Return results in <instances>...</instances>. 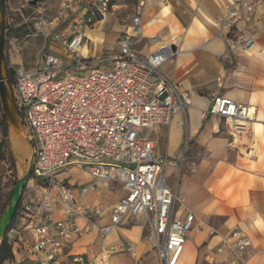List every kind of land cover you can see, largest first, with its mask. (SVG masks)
Wrapping results in <instances>:
<instances>
[{
    "label": "built area",
    "instance_id": "obj_1",
    "mask_svg": "<svg viewBox=\"0 0 264 264\" xmlns=\"http://www.w3.org/2000/svg\"><path fill=\"white\" fill-rule=\"evenodd\" d=\"M258 1L230 0L226 11L216 16L214 26L231 46L228 54H246L255 46L252 25ZM145 7L146 0H139L132 23L118 39L119 54L110 69L80 74L88 68V60L81 54L87 29L108 16L112 0H61L55 21L75 12L70 28L55 34L64 43V53H44L38 65L10 67L14 70L10 88L32 152L30 181L41 187L36 201L20 203L15 217L22 220L28 238L14 247L38 264H54L65 247L86 230L76 219L86 216L87 206L73 187L56 178L74 165L96 180L118 181L126 190L113 208L112 223L98 226L92 221L88 228L98 229L106 238L126 216L144 213L161 264H179L183 255L194 215L190 213L186 220L176 216L180 198L166 182L164 161L155 143L140 131L155 124L167 125L176 115L186 116L192 101L190 94L181 90L183 83L170 80L161 70L177 54L171 44L154 35L149 37L156 46L153 52L143 57L136 50L144 38ZM209 115L225 120L231 133L239 135L253 120L255 109L217 94L202 111L203 118ZM188 144L186 136L182 159ZM90 190L99 196L93 214L100 216L105 210L100 190L90 185L79 188V193ZM57 203L64 209L59 218L54 215ZM251 243L248 235L235 230L223 239L218 251L229 249L238 256ZM120 249V245L106 246L91 258L76 260L80 264H111ZM229 262L237 264V258Z\"/></svg>",
    "mask_w": 264,
    "mask_h": 264
},
{
    "label": "crops",
    "instance_id": "obj_2",
    "mask_svg": "<svg viewBox=\"0 0 264 264\" xmlns=\"http://www.w3.org/2000/svg\"><path fill=\"white\" fill-rule=\"evenodd\" d=\"M54 1L60 7L61 0ZM84 1L90 3V0ZM229 3L230 0H146L144 38L135 46L143 57L156 49L149 40L151 36L157 35L162 43L175 46L177 54L161 70L170 80L181 81V90L187 91L192 101L186 116L176 115L167 125L155 124L140 131L142 137L155 143L164 161L166 182L180 198L176 216L186 220L190 213L194 215L179 264H197L199 252L203 253L205 264H230L232 257L237 258V264H264V0L256 3V21L252 25L255 46L249 53L237 55L228 54L230 43L214 26L216 16L225 12ZM74 18L73 11L56 24L69 29ZM104 21L105 18L99 19L87 29V40L81 47V54L87 60L93 45L98 50L101 48L102 53L106 41ZM152 27L157 31L151 33ZM35 41L32 39L24 47L35 46ZM117 52L119 54L118 46ZM53 53L63 54L62 51ZM26 56L25 50L22 54L6 51L9 67H18ZM41 60L42 55L29 65H38ZM112 66L110 61L108 65L81 72L86 75L92 70ZM217 94L255 109L246 131L233 135L225 120L213 115L202 117V111L211 106ZM186 136L189 144L182 159L181 147ZM2 141L0 129V145ZM72 167L82 173L80 180L72 179L69 168L59 172L56 178L73 187L80 201L87 206L86 216L76 219L86 230L65 247L54 264H80L77 257L91 258L103 247L111 245L121 246L113 254L111 264H161L144 213L126 216L106 238L98 229L88 228L92 221L98 226L111 224L113 208L125 196L126 190L118 181L96 180L78 165ZM90 185L100 190V199L105 205L100 216L93 214L99 196L92 190L84 195L79 193V188ZM40 192L39 184L31 180L22 201H36ZM54 208V215L59 218L63 206L57 203ZM22 225V220L17 218L14 227L9 229L7 236L15 260H6L3 264H38L24 250L14 247L28 238ZM235 230L248 235L251 245L238 256L229 249L219 252L223 239Z\"/></svg>",
    "mask_w": 264,
    "mask_h": 264
},
{
    "label": "rangeland",
    "instance_id": "obj_3",
    "mask_svg": "<svg viewBox=\"0 0 264 264\" xmlns=\"http://www.w3.org/2000/svg\"><path fill=\"white\" fill-rule=\"evenodd\" d=\"M32 1L33 0H4L3 7L6 17L5 50L8 51L9 54L11 51L22 54L25 50L27 56L23 58V62L26 64L38 61L44 53L55 51H62L64 53L63 41L55 38L57 32H63L65 30L63 26L56 24L57 21H54L59 14V6L54 0H39L37 5H33ZM112 4V10L104 21V30L106 31L104 48H102L101 53V48L98 50L94 45L92 46L91 56L87 65L88 68L104 66L105 64L108 65L109 62L114 60L118 55V36L130 25L136 6L138 5V0H112ZM97 25L95 27H97ZM155 31H157V29L152 27L150 32L153 33ZM32 39H36V45L34 46L31 44L25 48L24 45L31 42ZM6 65L9 66L7 58ZM80 74L84 75L85 72H81ZM4 116V107L0 97V123ZM23 133L22 145L24 149L21 151L17 148L12 138L14 131L10 126L8 127V137L5 141L4 148L5 159L0 163V177L2 183L0 217L8 206L16 181L28 171L32 163V152L24 128ZM69 169L72 179H81L82 173L77 167H71ZM32 176L33 174L30 176V179ZM116 195L117 194L114 192V196ZM10 227H14V221ZM193 238L194 237H192V239ZM210 254L211 253L208 255ZM204 259L203 253L199 252L197 264H205L206 262Z\"/></svg>",
    "mask_w": 264,
    "mask_h": 264
},
{
    "label": "water",
    "instance_id": "obj_4",
    "mask_svg": "<svg viewBox=\"0 0 264 264\" xmlns=\"http://www.w3.org/2000/svg\"><path fill=\"white\" fill-rule=\"evenodd\" d=\"M39 0H33L32 4L37 5ZM6 17L0 0V97L3 103L4 112L8 126L13 129H21L23 125L17 112L12 91L9 84V76L6 65ZM175 48V46H173ZM29 143V142H28ZM33 174V162L28 171L24 173L17 181L13 190V194L0 217V244L4 237L8 234L10 226L17 214L18 208L23 198L25 188L27 187L30 176Z\"/></svg>",
    "mask_w": 264,
    "mask_h": 264
},
{
    "label": "trees",
    "instance_id": "obj_5",
    "mask_svg": "<svg viewBox=\"0 0 264 264\" xmlns=\"http://www.w3.org/2000/svg\"><path fill=\"white\" fill-rule=\"evenodd\" d=\"M1 2H2V5L4 7V0H1ZM7 72H8V76L10 78H12L14 70L12 68H10L9 66H7ZM8 127H9L8 123H7L6 118L4 116L3 120L0 123V129L3 133V141L0 145V163L2 161H4V159H5L4 148H5V141L7 140V137H8ZM1 192H2V183H1V177H0V194H1ZM15 219H16V217L14 218V220ZM6 260H9L10 262H13L15 260L13 246L9 242L7 235L4 237V239L2 240V242L0 244V264H3Z\"/></svg>",
    "mask_w": 264,
    "mask_h": 264
},
{
    "label": "bare ground",
    "instance_id": "obj_6",
    "mask_svg": "<svg viewBox=\"0 0 264 264\" xmlns=\"http://www.w3.org/2000/svg\"><path fill=\"white\" fill-rule=\"evenodd\" d=\"M13 131H14V135L12 138L14 139L17 148L22 151L24 149L22 145L23 142L22 139L24 137V133L21 129H13Z\"/></svg>",
    "mask_w": 264,
    "mask_h": 264
}]
</instances>
